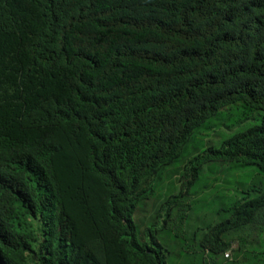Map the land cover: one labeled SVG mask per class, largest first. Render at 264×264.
Returning <instances> with one entry per match:
<instances>
[{
    "label": "trees",
    "instance_id": "1",
    "mask_svg": "<svg viewBox=\"0 0 264 264\" xmlns=\"http://www.w3.org/2000/svg\"><path fill=\"white\" fill-rule=\"evenodd\" d=\"M235 104L255 123L198 151ZM212 162L264 173V0H0V264H169L133 215L165 176L187 220ZM226 202L173 264H264V189Z\"/></svg>",
    "mask_w": 264,
    "mask_h": 264
},
{
    "label": "rangeland",
    "instance_id": "2",
    "mask_svg": "<svg viewBox=\"0 0 264 264\" xmlns=\"http://www.w3.org/2000/svg\"><path fill=\"white\" fill-rule=\"evenodd\" d=\"M242 113L243 108L240 104L221 110L212 118L208 125L209 128L200 130L196 135L194 147L198 151L209 145L218 147L232 133L255 123L253 120L256 118L253 117L255 114L248 121H239ZM215 176L220 179L218 185L212 184V179ZM200 178L194 188V193L190 194L192 196L197 194L198 196L197 198H190L192 208L187 220L181 219L177 215V217L172 218L167 226L162 227L165 214L162 212L161 217H158L161 206L171 192L177 193L180 189V184L175 178L168 179L165 176L159 182H155V192L158 190V197H153L143 204L140 203L133 215L132 221L136 228L138 242L143 244L154 239L159 240L171 251L170 257H168L169 264H173L179 258L180 248L193 249L195 244L199 245L203 235L207 232V226H213L222 220L221 216L216 214V210L227 207V196L238 195L239 191L250 187L264 189V173L255 166L212 162L204 166ZM182 229L186 231L185 234L181 233ZM177 230L180 233L175 236ZM149 231L151 235L148 233ZM235 247L237 245L234 243L233 248L235 249ZM229 255L227 258L229 261L218 258L217 264H231L232 258L231 254ZM240 263L243 264L244 262L240 261ZM234 264L236 263L234 262Z\"/></svg>",
    "mask_w": 264,
    "mask_h": 264
},
{
    "label": "built area",
    "instance_id": "3",
    "mask_svg": "<svg viewBox=\"0 0 264 264\" xmlns=\"http://www.w3.org/2000/svg\"><path fill=\"white\" fill-rule=\"evenodd\" d=\"M224 257H225V258H228V257H229V254L226 252V253L224 254Z\"/></svg>",
    "mask_w": 264,
    "mask_h": 264
},
{
    "label": "clouds",
    "instance_id": "4",
    "mask_svg": "<svg viewBox=\"0 0 264 264\" xmlns=\"http://www.w3.org/2000/svg\"><path fill=\"white\" fill-rule=\"evenodd\" d=\"M228 253V252H227ZM229 254V253H228ZM229 258V257H228Z\"/></svg>",
    "mask_w": 264,
    "mask_h": 264
}]
</instances>
